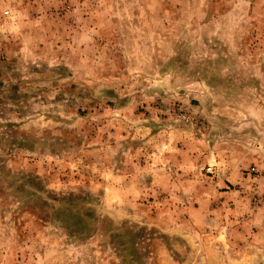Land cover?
<instances>
[{
    "label": "rangeland",
    "instance_id": "rangeland-1",
    "mask_svg": "<svg viewBox=\"0 0 264 264\" xmlns=\"http://www.w3.org/2000/svg\"><path fill=\"white\" fill-rule=\"evenodd\" d=\"M0 264H264V0H0Z\"/></svg>",
    "mask_w": 264,
    "mask_h": 264
}]
</instances>
